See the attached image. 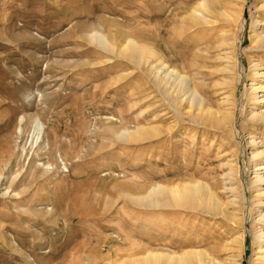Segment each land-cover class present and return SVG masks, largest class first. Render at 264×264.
Returning a JSON list of instances; mask_svg holds the SVG:
<instances>
[{"label":"rangeland","instance_id":"374dc122","mask_svg":"<svg viewBox=\"0 0 264 264\" xmlns=\"http://www.w3.org/2000/svg\"><path fill=\"white\" fill-rule=\"evenodd\" d=\"M260 30L264 0H0V264H116L197 248L223 264H264ZM129 37L141 60L118 53ZM165 63L193 82L203 111L229 107L232 121L196 118L181 90L165 87ZM146 125L150 135L126 137ZM250 136L263 154L252 157ZM192 179L223 203L237 196L242 228L213 211L132 199Z\"/></svg>","mask_w":264,"mask_h":264},{"label":"bare ground","instance_id":"6f19581e","mask_svg":"<svg viewBox=\"0 0 264 264\" xmlns=\"http://www.w3.org/2000/svg\"><path fill=\"white\" fill-rule=\"evenodd\" d=\"M199 7L204 11H207V4L205 2L200 3ZM200 11V10H199ZM198 9L195 8L192 10L193 16L196 17V13ZM234 12V11H233ZM227 11H219L220 16H224L226 19H231V15ZM236 15L240 13L236 11ZM263 31V30H262ZM260 32L254 31L252 34L253 39L256 42L264 45V34ZM93 41H96L103 48L112 51L115 49V45L112 40H109L105 34L101 32H95L91 35ZM264 47V46H263ZM118 53L124 54L128 53L131 58L135 60H141V55L143 54L144 49H142L141 45L137 43L133 38L129 37L125 40V43L117 48ZM147 51V50H145ZM225 54V53H224ZM164 63V62H163ZM253 71L257 76L263 75L264 73L258 72L261 69L260 64L258 62L253 63ZM226 67V65H225ZM228 67V65H227ZM229 69V68H228ZM161 75V79L165 83V87L167 84H171L174 87L181 90L182 95H185V99H187L194 110L196 111V118L199 116L203 121L212 125V126H222L230 123L233 119L234 111L231 108H226L223 111H213L211 109H207L203 111L201 106V98L198 94L197 90L193 82L189 79L187 75L179 72L174 68H169V66L162 64L161 68L157 70ZM159 76V77H160ZM169 86V85H168ZM260 88H263L261 85H257L256 82H252L250 84V91L256 93V91ZM262 100V99H261ZM256 101V100H255ZM189 111V110H188ZM188 113V112H187ZM257 119L264 122V110L258 111L256 113ZM199 118V120H200ZM150 124V123H149ZM148 124V125H149ZM139 126L128 132L126 137H130L131 139H140L144 136L150 135L154 131L153 126ZM40 122L36 116L32 119V133L35 137L38 136L40 130ZM40 134V133H39ZM127 137V138H128ZM129 138V140H130ZM249 144L254 147V152L252 151V157L263 154V151L260 150L257 146L258 141L255 137L250 136ZM252 147V148H253ZM228 174H233L236 170L234 164L231 160L227 161ZM259 168H264L261 166ZM256 180L264 179L263 175L256 174ZM264 181V180H262ZM183 183V182H182ZM180 186V185H179ZM177 184L175 185H164L161 183H156L151 185L145 192V194L136 196L132 198L138 204L143 205H182L193 208H201L205 211H213L215 213H220L223 216L227 217L228 220L235 222L242 228V217H238L239 209L236 205L239 203L238 197L235 196L234 199L223 203L220 201L214 194V191L211 190L209 185L206 182H203L199 179H192L191 181H186L181 184L179 187ZM230 207V210L227 208ZM241 230V229H240ZM260 230V229H259ZM261 234H264L260 231ZM244 240V230L242 229V233L233 238V243L240 244ZM260 250L264 252V245L259 246ZM235 261V260H234ZM116 264H223L215 260L211 257L204 249H189L184 250L182 252H177L175 250H160V249H146L142 253L138 255H134L132 257L128 256L121 262Z\"/></svg>","mask_w":264,"mask_h":264}]
</instances>
